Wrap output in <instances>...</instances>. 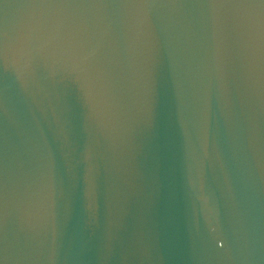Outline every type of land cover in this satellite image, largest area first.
Listing matches in <instances>:
<instances>
[{
	"label": "water",
	"instance_id": "95a60500",
	"mask_svg": "<svg viewBox=\"0 0 264 264\" xmlns=\"http://www.w3.org/2000/svg\"><path fill=\"white\" fill-rule=\"evenodd\" d=\"M0 264H264V0H0Z\"/></svg>",
	"mask_w": 264,
	"mask_h": 264
}]
</instances>
